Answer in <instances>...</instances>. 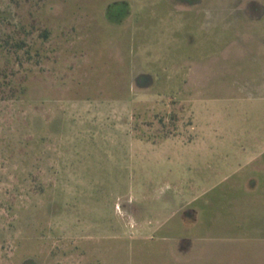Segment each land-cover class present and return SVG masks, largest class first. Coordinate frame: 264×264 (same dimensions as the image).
Segmentation results:
<instances>
[{"label": "rangeland", "instance_id": "1", "mask_svg": "<svg viewBox=\"0 0 264 264\" xmlns=\"http://www.w3.org/2000/svg\"><path fill=\"white\" fill-rule=\"evenodd\" d=\"M112 1L0 0V264H165L168 256L153 233L159 218L141 210L161 194L197 207L193 231L217 241L206 264H264V189H241L231 173L248 167L240 160L246 154L234 149L239 138L248 141L242 143L248 155L264 141V46L251 43L234 56L232 43L225 55L195 63L200 88L178 95L168 116L153 111L148 96L134 95V134L161 129L224 137L214 153L140 164L129 159L137 167L124 171L117 153L110 159L100 151L84 175L75 174L83 163L75 159L77 141L106 134L109 122L121 118L123 109L112 104L126 97L127 76L132 92L138 90L132 72L139 66L137 33L114 28L119 7ZM144 1L126 0L134 19L145 11ZM251 1L264 5H226ZM263 24L264 16L259 36ZM216 29L203 53L217 55L234 36V29ZM138 165L161 169L146 175ZM164 168L176 173L169 178ZM144 221L150 227L140 231Z\"/></svg>", "mask_w": 264, "mask_h": 264}, {"label": "crops", "instance_id": "2", "mask_svg": "<svg viewBox=\"0 0 264 264\" xmlns=\"http://www.w3.org/2000/svg\"><path fill=\"white\" fill-rule=\"evenodd\" d=\"M205 1L145 0L142 5L145 11L139 12L136 19L131 4L129 5L126 0L111 2V5L118 4L119 7L114 16L115 21L111 23L114 28L129 29L128 31L137 33L139 50L136 58L139 66L132 72L133 77H137L138 90L137 93L132 92L130 77L127 76L126 97L116 99V104H112L123 109L121 118L109 122L112 128L106 134H100L96 138L85 134L77 141L82 145L78 146L79 148L74 147L75 159L79 157L83 163L75 167V174L84 175L82 170L86 171L90 165L92 166V158L95 159L96 152L100 151L110 159H114L117 153L124 162L121 163V170L122 168L128 170L129 166L137 167L136 163L132 165L129 159L138 161L137 164H140L142 159L154 163L161 156L171 158L172 155L177 160L204 159V156L214 153L217 143L224 142V137L163 133L161 129L156 130L154 134H134L131 130L133 121L129 116L135 94L148 96L149 98H145L144 101L156 104V107L151 109L160 112V117L164 116L165 112L171 113V103L177 102L178 95L188 96L200 88L199 83L194 82V64L225 55L224 47L230 50L233 43L235 48H232L229 54L236 56L237 52L241 53L244 48H249L248 44L264 46V34L258 35L257 25L264 16V5H258V1H251L247 6H228L226 0H216L214 3L212 0L211 6ZM212 28H218L216 30L219 31L234 29L232 40L226 42L227 44L222 46L223 49L217 51V55H209L203 53V49L200 50V47L208 45L209 32ZM128 34L130 39L134 36V33ZM235 40L240 42L239 46ZM257 51L262 52V49ZM169 113L165 116L170 115ZM161 125L163 126V123ZM256 141L249 142L254 144ZM244 142L248 141L239 138L236 141L239 145L234 146V149L240 156L243 152L246 154L245 158L240 160L248 167L243 168L241 165L238 166L240 169L232 167L231 170H235L231 173L235 172L233 176L236 177L235 180L241 189L254 186V190H263L264 141L258 140L261 145L251 148L249 152L252 154L249 155L248 147L242 145ZM160 169L151 170L148 166H141L138 171L141 174L156 175ZM167 169L164 168L162 174L169 178L176 173L175 170ZM242 169L245 170L242 172ZM258 174L261 175V179L257 178ZM146 181L147 183L140 182V187L145 188L150 180ZM81 189L87 190V186ZM187 203L189 202L182 204L180 202L178 205L176 194L174 196L161 194L153 202L142 206V212L151 211L156 219L159 218L153 227V233L160 241L159 252L168 256L165 258V264H206L204 260L208 248L217 242L208 232L193 231L200 222L199 212L197 207H188L190 203ZM125 212L126 207L123 214ZM133 223L136 222L133 220ZM138 224L140 231L144 230V227L147 229L150 227L146 226L145 221Z\"/></svg>", "mask_w": 264, "mask_h": 264}, {"label": "trees", "instance_id": "3", "mask_svg": "<svg viewBox=\"0 0 264 264\" xmlns=\"http://www.w3.org/2000/svg\"><path fill=\"white\" fill-rule=\"evenodd\" d=\"M48 30H44V35H45V37L47 36V32Z\"/></svg>", "mask_w": 264, "mask_h": 264}]
</instances>
